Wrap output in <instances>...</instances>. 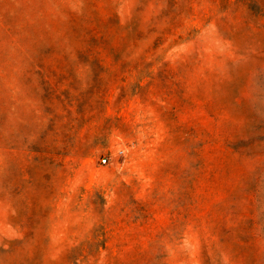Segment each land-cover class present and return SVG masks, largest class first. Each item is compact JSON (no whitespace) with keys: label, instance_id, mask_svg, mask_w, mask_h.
Instances as JSON below:
<instances>
[{"label":"rangeland","instance_id":"374dc122","mask_svg":"<svg viewBox=\"0 0 264 264\" xmlns=\"http://www.w3.org/2000/svg\"><path fill=\"white\" fill-rule=\"evenodd\" d=\"M261 5L0 0V264H264ZM79 8L121 49L64 48Z\"/></svg>","mask_w":264,"mask_h":264},{"label":"trees","instance_id":"16d2710c","mask_svg":"<svg viewBox=\"0 0 264 264\" xmlns=\"http://www.w3.org/2000/svg\"><path fill=\"white\" fill-rule=\"evenodd\" d=\"M258 3V1L256 2ZM174 4L168 7L173 11ZM83 7V4H82ZM92 7V6H91ZM260 8H264L263 5ZM170 16L163 15L164 19H168ZM110 17L99 18L95 17L94 19L90 17L89 14H83L79 8V12L76 14H71V17L63 23L61 30H57L56 33H61V40L66 42L64 48H77L81 50H90L97 51L99 49L107 50H120L121 46L115 45V40H126V37L123 38L121 34H117V29L115 28L114 21ZM63 31V32H62ZM116 32V33H115ZM71 40V46L69 39ZM141 39V36H137L135 41ZM73 41V42H72ZM56 45L54 46V48ZM130 47V46H129ZM21 244V243H20ZM40 249H35V252H40ZM120 252L121 250H117ZM154 254V250H151ZM99 254L98 249L92 248H82V247H66L62 250L60 256L56 260L49 261L51 264H96L97 260L96 255ZM152 257V255H151ZM44 258V255L41 256L40 260ZM33 260H37L36 256ZM99 261V259H98ZM126 262V261H125ZM143 264H152L150 258L146 259L142 255ZM42 264V262H40ZM46 264V263H45ZM104 264H126L119 259V254L115 257H109L107 262Z\"/></svg>","mask_w":264,"mask_h":264},{"label":"built area","instance_id":"2783aa9c","mask_svg":"<svg viewBox=\"0 0 264 264\" xmlns=\"http://www.w3.org/2000/svg\"><path fill=\"white\" fill-rule=\"evenodd\" d=\"M101 162L104 164L106 162V160L105 159H102Z\"/></svg>","mask_w":264,"mask_h":264}]
</instances>
